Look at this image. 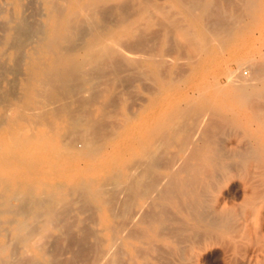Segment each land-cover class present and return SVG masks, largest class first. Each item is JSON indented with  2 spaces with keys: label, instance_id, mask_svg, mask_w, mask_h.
<instances>
[{
  "label": "bare ground",
  "instance_id": "obj_1",
  "mask_svg": "<svg viewBox=\"0 0 264 264\" xmlns=\"http://www.w3.org/2000/svg\"><path fill=\"white\" fill-rule=\"evenodd\" d=\"M263 27L264 0H0V184L40 174L5 209L0 264H264V49L247 77H202V53ZM170 44L185 68L164 77ZM133 73L147 107L180 99L139 135L107 79Z\"/></svg>",
  "mask_w": 264,
  "mask_h": 264
},
{
  "label": "rangeland",
  "instance_id": "obj_2",
  "mask_svg": "<svg viewBox=\"0 0 264 264\" xmlns=\"http://www.w3.org/2000/svg\"><path fill=\"white\" fill-rule=\"evenodd\" d=\"M263 29H264V27L262 28V29H256V30H254L253 32V34H252V36L250 37V38H247V40H241V38L239 39V40H241L240 42H238V44H236V45H232V43L231 44H228V45H226V46H224L223 47V49H220V50H218V48H214V50L212 51V53H210V55L209 56H207V57H205V54L203 55V53H202V77H204V82L205 83H207L208 84V82L210 83V80H212V79H214V81H218L219 83H221V84H226L227 83V80L226 79H228V75H230V73H231V75H233L232 73H234V74H236V75H240V76H245V77H247V75H250L251 73H252V70L249 68V66H251L249 63V66L247 67V66H243L242 64H240V65H242L241 67L239 66V62L241 63L243 60L242 59H247L248 61H250L249 59H251V58H249V57H252V60L254 59V61H255V59H257V60H259L260 59V53L263 51L262 49H264V47L260 44V42H262V44H263V40H262V38H261V36L263 37L264 35H263V33H262V31H263ZM259 31V32H258ZM259 33H260V35L261 36H259ZM255 34V35H254ZM257 36L256 38L254 37V36ZM253 37H254V39L257 41L258 40V42H256V41H254V39H253ZM260 37V38H259ZM264 38V37H263ZM262 41H261V40ZM242 41H244V43L242 42ZM252 42H254L253 44H252ZM259 45H258V44ZM251 44H252V46H251ZM255 44V45H254ZM169 45V44H168ZM170 46H172L173 48H171V49H174L175 51L177 50L176 48H175V45H173V44H170ZM256 46V48H254ZM260 46V47H259ZM165 48L164 49H166V48H170L169 46H164ZM253 47V48H252ZM258 47V48H257ZM229 48V49H228ZM223 50V52H221ZM257 50V52H255ZM258 50H260V52L258 51ZM262 50V51H261ZM171 50H169V52L167 51V50H165V52H167L166 54L169 56V57H167V55L164 53V64L166 63V66L168 65V67L166 68L165 66V68L163 67L162 68V74H163V76L164 77H168V76H172V77H174V76H178L179 74H177V75H173V73L172 72H175V73H177L176 71H177V69L178 68H176V67H178V65L176 66V62L178 61V63L177 64H179V65H181V64H183L182 66L183 67H179V69L178 70H180V71H178L179 73L181 72V69L183 70V68H185V61L183 62L182 60V58L181 57H183V55H184V60L186 59V54H185V52L184 51H182V52H184L183 53V55H179V54H181L182 52L180 51V52H178V50H177V52H178V54H177V52L176 53H172V61L173 60H175V61H171L172 63H168L167 61H170L171 59H170V54L169 53H171L170 52ZM173 51V50H172ZM240 51V52H239ZM245 51V52H244ZM235 54H234V53ZM253 53V54H252ZM255 53H257V55L255 54ZM240 54V55H239ZM246 56H245V55ZM252 54V55H251ZM166 55V56H165ZM236 57H235V56ZM244 55V56H243ZM250 55V56H249ZM254 56V57H253ZM257 56V57H256ZM117 57V56H116ZM121 57V56H120ZM120 57H118V60L120 61V60H122V61H120V63L121 62H123L124 61V59L123 58H125V57H123V58H120ZM240 57L242 58L241 60H240ZM166 58L167 59H169V60H166ZM178 58H181L182 60H180L179 61V59ZM127 59L128 58H125V61H127ZM205 59V60H204ZM116 60V62H117V59H115ZM115 60H113V61H115ZM256 60V61H257ZM118 61V62H119ZM124 61V62H125ZM207 61V62H206ZM238 63V64H236V62ZM123 62V63H124ZM224 63V64H223ZM227 63V64H226ZM229 63V64H228ZM237 66H236V65ZM224 65V66H223ZM239 66V67H238ZM170 67V68H169ZM223 67V68H222ZM181 68V69H180ZM227 68V69H226ZM174 69H175V71H174ZM206 69V70H205ZM219 69V70H218ZM167 70H170V72L169 73H166V71ZM222 72H221V71ZM233 70V71H232ZM226 71H230V73L229 72H226ZM226 72V73H225ZM251 72V73H250ZM223 73V74H222ZM250 73V74H249ZM132 74V73H131ZM131 74H127L126 76H125V78L127 79H121V80H119V81H117L116 80V82H115V80H113L114 78H113V76L111 75L110 77L112 78V80H111V78L108 76L107 77V79L108 80H110L111 82H113L110 86H109V88H110V90H111V92H112V95L114 96V97H118V95L120 94V95H123V96H125V97H118L119 98V100H118V98L116 97V100L119 102V103H125V105L127 106L126 107V109L129 107V108H131L132 107V109H128V111L126 110V113L127 114H134L135 113V111H137L135 114H136V119L133 121V122H131V125L129 126V128H128V131H130V132H133V133H135L136 135H139V134H142L144 131H145V129H146V126L148 125V123H149V120H150V118H151V112H152V110L153 109H155V111L157 112V111H159V110H161L162 108H164V107H166L167 106V104L168 103H173V102H175V101H179L180 99H179V96L178 95H176V94H174L173 93V91H167V90H165L163 93H161V95H159L158 96V98H157V102H156V104L154 105V107L153 108H151V107H147V102L145 101L146 100V98L150 95V91H152V92H154V91H156V87L155 88H153V90H150L149 92H148V90L147 89H149V88H151L152 87V85H153V87L154 86H156L155 84H152L151 85V83H150V81H146V79L144 80L143 78L142 79H140L139 77V80H141L142 81V83H143V81H145L143 84L139 81V80H136L137 79V77L135 76L136 74H134V75H131ZM225 74V75H224ZM228 74V75H227ZM8 78H12V77H14L13 75H8L7 76ZM130 79H129V78ZM226 77V78H225ZM10 78V79H11ZM24 78V74L22 73H20V75H17L16 76V81L18 82H20L22 79ZM210 78V79H209ZM218 78H220V79H218ZM124 80V81H123ZM122 81V82H121ZM129 81H130V83H129ZM134 81V82H133ZM119 82V83H118ZM125 82V83H124ZM147 82H148V84L149 85H146L147 84ZM211 82H213V80L211 81ZM224 82H226V83H224ZM120 83H122L121 84V86H120ZM131 83H133V86H131L130 84ZM135 83V84H134ZM119 85V87H117ZM128 85V87H126L125 89H122V92H120L119 93V90L121 89L120 87H123L124 88V86H127ZM135 85H137L136 86V88H135ZM142 85V86H141ZM117 88H116V87ZM144 86H146L145 87V89H144ZM148 86H150L149 88H147ZM114 87H115V89H114ZM129 87H130V89H129ZM134 87V88H133ZM143 87V88H142ZM104 88V87H103ZM113 88V89H112ZM147 88V89H146ZM131 91V92H129V90ZM128 91V92H126L125 93V91ZM132 90H134L135 91V93H136V95H135V93H132L133 91ZM140 92H139V91ZM145 90V91H144ZM118 91V92H117ZM148 93H147V92ZM119 93V94H117L116 95V93ZM113 93H115V94H113ZM122 93V94H121ZM85 94V96H86V94L88 95V92H85L84 93ZM138 94H139V96H138ZM119 95V96H120ZM129 95H131V97L129 96ZM84 96V95H83ZM81 97L83 100H84V98H90V94L87 96V97ZM136 96V97H135ZM143 96H144V101L145 102H143ZM124 98V100H127V101H124V100H122ZM126 98V99H125ZM135 98H137L136 99V101H135ZM140 98V99H139ZM170 99V100H169ZM81 100V99H80ZM132 100V101H131ZM165 100V101H164ZM100 101H102L101 99L98 101V103H101ZM130 101V102H129ZM132 102V103H131ZM97 103V102H96ZM118 104V103H117ZM129 104H131L130 106H128ZM145 109V110H144ZM120 109L118 108V109H116V110H114V113L116 114L118 111H119ZM129 110H131V111H129ZM133 111H134V113H133ZM120 113V115H118V114H116V116H115V118L117 119V120H119V119H121L122 118V112L120 111L119 112ZM118 115V116H117ZM140 115V116H139ZM26 116H28V114H26ZM119 118V119H118ZM31 124H29L28 123V126H30ZM204 130V129H203ZM78 143V142H77ZM78 146H80L81 145V143H78L77 144ZM33 155V153H29L28 155H30V156H32ZM132 158L134 159V155L133 154H127V155H125L122 159H119V163H120V165H122V163L123 162H127V161H132ZM59 164L60 162H55L54 161V158L52 157V155H44V157H43V161H42V164H43V168H52L53 166H54V164ZM2 168H0V172L2 171L1 170ZM5 170L4 171H7L8 172V174H10L9 176H10V181L9 182H7V184H8V188H6V186L4 185H2L1 186V184H0V210H3L2 212H0V221H2V223H3V226L4 227H11L12 225L11 224H13L14 223V220L16 219V216L14 215V214H12V213H10V212H5V209H7V207H9L11 204L13 205V204H15L16 203V200L14 199V197H13V191H15L16 189H19V190H23V189H26L27 187H28V185H31L33 188H34V191L36 192V193H40V183H36L35 181L36 180H40V174H34V181H32V183L28 180V175H27V171H28V169H29V167H26V166H20V165H17V164H10L8 167H5L4 168ZM16 172V173H15ZM5 184V183H4ZM21 186V187H20ZM16 188V189H15ZM42 189V188H41ZM9 193V194H8ZM2 196V197H1ZM12 196V197H11ZM5 198V199H4ZM8 198H10V200L11 201H9V199ZM3 201V202H2ZM4 203V204H3ZM10 204V205H9ZM86 213V217L88 218L89 217V215L87 216V212H85ZM84 212H82L81 214L80 213H78V216L80 217V218H84V214H85ZM95 213V212H94ZM94 213H91L90 212V214L92 215V214H94ZM96 214V213H95ZM94 214V215H95ZM90 215V216H91ZM12 216H14V217H12ZM93 216V215H92ZM10 218H13V220L12 219H10ZM7 221V222H6ZM13 221V222H12ZM38 224H40V222L38 221Z\"/></svg>",
  "mask_w": 264,
  "mask_h": 264
}]
</instances>
